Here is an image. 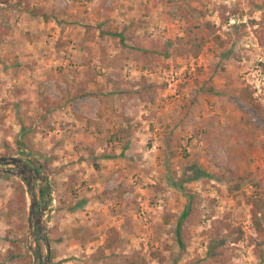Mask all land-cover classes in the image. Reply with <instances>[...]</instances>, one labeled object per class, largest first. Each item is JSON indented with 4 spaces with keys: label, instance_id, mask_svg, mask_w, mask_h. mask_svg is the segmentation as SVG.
Instances as JSON below:
<instances>
[{
    "label": "rangeland",
    "instance_id": "rangeland-1",
    "mask_svg": "<svg viewBox=\"0 0 264 264\" xmlns=\"http://www.w3.org/2000/svg\"><path fill=\"white\" fill-rule=\"evenodd\" d=\"M24 1L31 9L30 0H0V157L20 158L46 177L36 180L35 191L38 208L46 204L48 264H264L251 223V200L264 199V0H152L144 10V45L157 55L124 43L128 60L144 65L137 82L123 69L100 79L149 83L143 96L156 99L141 108L114 101L109 119L130 113L140 127V117L148 116L152 131L175 127L176 134L136 138L120 156L116 124L92 123L94 116L75 102L77 68L88 65L79 58L76 28L69 27V44L59 45L41 20L36 32L17 26ZM42 7L35 10L67 14ZM130 62L129 69L137 66ZM245 89L256 106L240 98ZM129 91L140 95L138 88ZM110 94L101 93L105 101ZM89 102L81 103L92 113ZM99 125L106 136L93 141L92 132L105 133ZM98 146L111 149L105 154ZM97 200L114 201L124 229L107 251L96 243L115 224L94 216ZM29 214L22 178L0 172V264H43L46 246ZM236 228L243 236L231 243L226 237ZM214 241L221 245L209 257Z\"/></svg>",
    "mask_w": 264,
    "mask_h": 264
},
{
    "label": "crops",
    "instance_id": "crops-1",
    "mask_svg": "<svg viewBox=\"0 0 264 264\" xmlns=\"http://www.w3.org/2000/svg\"><path fill=\"white\" fill-rule=\"evenodd\" d=\"M70 1L71 3L63 8L65 9V11L67 9L66 11L67 14L64 16L59 15V17L58 15L56 16L55 14L53 15V17L56 16L55 18H53L52 15L45 13L44 11H42V13L41 12L38 13L37 15L36 14L32 15L33 13H31V10L38 9L39 11H41V9L39 8H42V10H44L42 6H46V8L50 7L52 9L58 8L60 7L58 4V0H54V2L53 0H30L29 2L31 4V9H28L26 7L28 3L27 1H24L20 3L22 6L19 8L20 12L24 11L23 16L21 17V19H18L16 25L20 27H26L30 32L32 31L36 32L37 27L35 25L37 24L35 23L41 20L42 28H44L46 32L51 34L55 43L58 42L59 45L62 44L61 40H66L65 43L69 44L67 43L68 40L72 39L71 38L72 34L71 31L69 30V27L71 26L76 28V31H74L73 33V37H76L74 42L76 44H80L79 50L82 53H80L79 58L83 59L86 63H88V65L86 67L82 66L80 68H77L78 73L76 74H79L78 79L80 81H78L79 82L78 88L75 91V97H76L75 102L80 104V111L84 112V115H90L91 118L94 116L93 117L94 119L90 120L92 123L94 121L99 122V124L106 123L109 126V128H111L114 124H116L115 127L117 128L116 130L117 137L120 139H118L114 144L117 145V148L121 146V149L117 151L118 153L116 154H119V156L120 154L121 155L125 154L126 152H128L129 147L135 144L136 138L151 136L152 133H154L153 135L155 137L156 136L165 137V138L174 137V135L176 134L175 127L169 128L168 131L165 130V128L155 127L154 129L156 131L155 132L152 131L154 125L150 126L149 123L153 121L148 116L140 117L139 119V122L141 123L140 127L139 125H137L138 123H136L133 118L131 119V117H127V115L130 113L124 112L123 116L121 117H117L115 115L110 117L111 119L108 118L109 117L108 107H111V105L115 103L114 101L116 102L120 101V104L127 108H129V106H132L134 104L135 105L138 104L140 108L147 104L151 106L154 102H156V99L151 98V96L149 95H148L149 102H147L146 100L148 98H144L143 96L144 93H147L145 90L147 88V84L149 83L140 85L139 83L133 84L134 83L133 82L131 85L132 87H130L128 86L129 84L127 85L128 83V80H126L127 78L125 79V81H127L126 85L124 83H115V82L111 83L110 85L109 82L107 84L105 83V78L100 79L101 76L106 77L107 74H111V73L114 74L118 72L120 69H123V74H127L126 71H128L129 73L128 79H131L130 77L131 74L132 75L134 74V80L136 81L135 75L139 74L140 70L143 68L144 65L138 64V62H135L134 60L132 62L128 60L130 58V55L128 54L127 49L124 48V43L130 44V46L132 47H141L142 49L148 50V54H152L156 52L155 49H149L150 47L144 45L146 43L145 42L146 38L144 37V33H143V31L148 30L146 29L147 24L145 23L146 18L144 16V10L146 8L152 9V5H153L152 0H70ZM2 5L3 2H0V6ZM72 5L75 6H73L70 9L69 7H71ZM34 6L37 7L35 8ZM52 6H54V8ZM55 27L57 30L55 29ZM75 33L77 34L76 36ZM142 45H144V47ZM136 52H138L139 54L142 53V51L139 50H136ZM154 55L157 54L154 53ZM90 61L91 63L94 62L95 65L89 66V64H91L89 63ZM128 62H130V66L133 63L137 64V66L133 69H129V66L125 65ZM96 64L99 65L96 66ZM42 71L44 72L45 70L42 69ZM97 78L99 79V81ZM140 78H142V76H140ZM106 81L108 80L106 79ZM85 83H88L89 85L87 84L86 87ZM137 88L139 89V94H140L139 96L136 95V92L135 93L130 91L128 92V90H136ZM89 89L93 91H89ZM107 90L108 92H111V94L112 93L113 94L112 95L110 94V96H108L107 98L108 101H105L104 96L106 95H101V93H105ZM86 92H90L91 94ZM82 100H90L88 104L90 105L93 104L92 107H94V108H90L92 113H88L89 108L88 107L85 108V104L81 103ZM143 112L145 113L146 111ZM103 114L105 116H103ZM83 119L86 122H88L89 120L85 118ZM79 122L81 125L84 124V122H81V120H79ZM99 126H102L103 131L106 130L105 125H99ZM102 128L98 127L97 129H102ZM81 129L83 130L82 126ZM99 132L100 131H96L90 134V136L94 139L93 141H95V139L97 138H102L106 136V131L105 133H99ZM112 133L113 132H111L110 135ZM85 138H87V136H85ZM98 147H97L98 148L97 151L100 150L101 153L103 152L105 153L106 152L105 150L108 151V148L111 149V147H105L103 149L100 146ZM110 156H114V155H110ZM108 159H111L110 161H112V158H108ZM113 159L116 164L118 158H116L115 156ZM112 202L110 200H105L104 203L99 204V200H97V205H95V209L99 210L100 213L94 214V216L103 219L106 218L113 219L114 221L113 224H115V226L117 227H115L114 225H110L109 228L113 227L114 230L118 232L119 238H121L120 237L121 232L124 231V229H120V227L122 226L121 219H118L120 216L117 215L116 211H113L116 208H113ZM109 228L104 230L105 239L102 238L98 240V242L96 243L97 244L96 246L100 251L111 250L117 245L115 244V246L111 249H106L105 247V243L107 242L109 236L108 234Z\"/></svg>",
    "mask_w": 264,
    "mask_h": 264
},
{
    "label": "trees",
    "instance_id": "trees-1",
    "mask_svg": "<svg viewBox=\"0 0 264 264\" xmlns=\"http://www.w3.org/2000/svg\"><path fill=\"white\" fill-rule=\"evenodd\" d=\"M31 13H33L32 15H35V14L37 15L39 12L37 10L33 9V10H31ZM240 96H241L240 98L244 102L249 103V104H253L254 106L257 105L254 102L253 98L251 97V94L249 93L248 89H245L241 93ZM26 146H27V144L24 142H22L20 144V147H24V150L27 149ZM20 151H22V150L20 149ZM25 154L26 153H24V155ZM38 171L40 172V170H38ZM200 174L201 173H198L197 175L194 176V178H199V176H201ZM235 188L237 189L238 186H235ZM20 202L22 204L25 203L24 197H22V199H20ZM251 205H252L251 223L253 225L254 231L256 232L258 240H260L259 244L256 246V252H257L259 258L264 262V248H263V244H264V199L254 198L251 200ZM183 218H185V214L182 215L180 222H179V226L181 225V221L183 220ZM108 234H109V236H108L107 242L105 243V247H106V249H111L115 246V244H118L120 238H119L118 232H116L114 230V228H109ZM242 236H243V232L241 231V229L236 228V229H232L226 238L231 240V243H238L242 239ZM223 241H225V240L223 239ZM37 243H39V246H38L37 250H35V254H36L37 260H38L40 254H41L40 250L43 247V245L38 241H37ZM214 243H215L214 245H210V247H209V250L207 253L209 257H215V255L218 254V253H216V251L218 249L215 247V245L218 244L219 242L216 243L214 241ZM218 245H221V243ZM25 254L29 256V250L27 247H26V253Z\"/></svg>",
    "mask_w": 264,
    "mask_h": 264
},
{
    "label": "water",
    "instance_id": "water-1",
    "mask_svg": "<svg viewBox=\"0 0 264 264\" xmlns=\"http://www.w3.org/2000/svg\"><path fill=\"white\" fill-rule=\"evenodd\" d=\"M13 167V169H10L9 167ZM7 167V168H6ZM0 172L7 173L10 175H13L15 177L22 178L23 182L26 185V189L29 192V198H30V216H36L35 217V224L37 225V231H38V239H41L46 246V255L45 259L43 261V264H48L50 259V252L51 247L48 240V231L43 223V216L44 212L46 210V204L40 210L38 208V203L36 199V191H35V182L36 180H39L41 182L45 181V176H43L38 169L32 167L29 163L23 161L20 158L17 157H8L3 156L0 157ZM49 186L47 185V197H49ZM39 212L37 215L36 213Z\"/></svg>",
    "mask_w": 264,
    "mask_h": 264
},
{
    "label": "built area",
    "instance_id": "built-area-1",
    "mask_svg": "<svg viewBox=\"0 0 264 264\" xmlns=\"http://www.w3.org/2000/svg\"><path fill=\"white\" fill-rule=\"evenodd\" d=\"M70 3H71L70 0H58V4H59L60 8H64L65 6H67Z\"/></svg>",
    "mask_w": 264,
    "mask_h": 264
}]
</instances>
